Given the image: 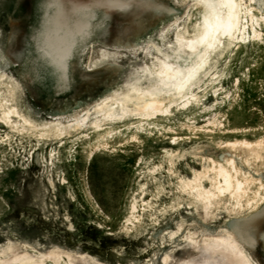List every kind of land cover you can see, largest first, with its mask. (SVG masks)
<instances>
[{"label":"rangeland","instance_id":"1","mask_svg":"<svg viewBox=\"0 0 264 264\" xmlns=\"http://www.w3.org/2000/svg\"><path fill=\"white\" fill-rule=\"evenodd\" d=\"M177 1L179 28L193 34L202 7ZM171 2L97 0L86 16L63 21H69L63 31L86 38L79 42L83 58L69 63L68 96L90 100L121 77L133 80L147 55L136 35L156 32L149 22L167 17L157 5L168 11ZM33 3L0 0V40H7L0 44V74L9 82L19 78ZM116 4L119 10H111ZM239 4L234 40L214 57L212 72L158 112L37 133L10 127L0 98V264H245L225 235L245 247L252 264H264L261 199L246 205L244 198H206L193 190L199 178L212 188L200 172L227 141L264 140V14L252 0ZM73 63L80 66L75 72ZM16 92L43 124L64 100L45 98L27 81ZM250 161L264 169V156ZM228 219L236 220L235 234L223 226Z\"/></svg>","mask_w":264,"mask_h":264},{"label":"bare ground","instance_id":"2","mask_svg":"<svg viewBox=\"0 0 264 264\" xmlns=\"http://www.w3.org/2000/svg\"><path fill=\"white\" fill-rule=\"evenodd\" d=\"M39 1L34 0L33 17L31 22L26 24L28 39L25 56L19 63V78L9 82L0 74V98L5 104L3 114H5L6 123L12 128L36 130L37 133L48 131L61 133L68 129H77L86 123L97 124L104 118L116 119L125 115L141 116L142 113L158 112L170 102L184 96L193 85L201 82L207 73L212 72L214 66L212 60L233 42L240 19L239 0H184L186 8L191 1L202 7L193 34L185 35L179 28L177 17H174L183 10L178 12L169 8L167 17L160 16L149 22L151 27L157 28L156 32L148 31L147 28L150 27H145L144 29H147L145 33L136 35V40L142 41V43L139 41V46H136L138 49L145 48L148 56L144 57L142 63L136 64L133 74L131 73L133 80L121 77L122 81L109 86L97 97L82 101L73 100L68 96V92L71 91L69 63L77 54L79 58H83L86 50L80 49L82 47H79V42L86 38L76 37L63 31L69 21L66 25L60 24L65 20L86 16L87 11L95 5L97 0H92L91 3L87 0L85 2H89L87 9H75L70 16H68L69 12H66L62 18L51 19L43 13L44 17L35 22V15L40 13L37 11ZM179 2L175 0L176 5ZM252 2L263 16L264 0H252ZM117 5L110 9L119 10ZM169 18L171 20H168V27H158L159 22ZM101 20L100 15V22ZM159 36L166 44H170L168 50L163 51V48L159 46L161 45ZM85 65V62L80 63L81 67ZM3 74L6 75L5 72ZM19 79L21 82L27 81L38 87L47 99L57 95L64 97L61 106L49 112L50 121L44 124L39 123L27 107H23L17 98L18 91L16 92V86L20 85ZM224 146L226 150L218 159L207 157L209 164L200 172L201 175L210 179L212 188H204L199 178L193 185L195 195L202 194L206 198L227 195L238 203L244 198L246 205H251L253 200L256 202L257 199H261L259 206H263L264 169L261 166H255L254 162L250 161V156L260 158L264 156V140L227 141ZM238 150L244 154V158L240 161L235 157L240 153ZM197 174L195 172V175ZM252 185L255 189H252ZM251 191L253 195L249 196L248 192ZM235 221L228 219L223 225L234 234L237 226ZM225 239L239 250L245 264H252L247 255L248 252L244 250L245 247L242 249L234 237L231 239L225 235Z\"/></svg>","mask_w":264,"mask_h":264},{"label":"flooded vegetation","instance_id":"3","mask_svg":"<svg viewBox=\"0 0 264 264\" xmlns=\"http://www.w3.org/2000/svg\"><path fill=\"white\" fill-rule=\"evenodd\" d=\"M86 1L87 0H74V1L73 0H40L38 3L39 10H37L40 13H37L35 15L36 19L34 21L36 22L41 17H44L43 13L45 14V16L48 15L49 16L48 18H51V19H58L60 17L62 18V16L66 12H69L68 16H70L72 14V11L75 9L77 10H82L84 8L87 9L88 8L87 4L89 2L91 3L92 0L85 3Z\"/></svg>","mask_w":264,"mask_h":264},{"label":"water","instance_id":"4","mask_svg":"<svg viewBox=\"0 0 264 264\" xmlns=\"http://www.w3.org/2000/svg\"><path fill=\"white\" fill-rule=\"evenodd\" d=\"M171 1V0H170ZM160 4V3H159ZM184 5V4H183ZM158 6V10H159V12H163V14H167L168 13V11H166V7L167 6H165L164 4H160V5H157ZM169 6V8H173L174 10H177L178 12L180 11V10H182V8L180 7V8H178L177 6H176V4L175 3H173V2H171V5H168ZM180 9V10H179ZM172 13V12H171ZM162 14V13H161ZM165 16V15H164ZM170 16H172L171 14H170ZM103 23V22H102ZM24 35H25V41H24V45L26 46V41H27V35H28V31H27V28H26V26L24 27ZM3 35H1V37H2ZM7 36H9V35H7ZM6 42H7V40H5V41H2V40H0V44L1 43H4L5 45H6ZM9 42H10V40H9ZM10 44V43H9ZM6 53H8V51H6V50H4ZM10 53V52H9ZM25 53H26V48H25V51H24V54H23V56L18 60V63H17V65H18V68H17V73H16V76H19V73H18V71H19V68H20V66H19V63H20V61L22 60V58L25 56ZM9 59H10V57H9ZM12 62V61H11ZM10 62V63H11ZM75 67H80L79 66V64H75V63H73L72 65H71V72H75L74 71V68ZM81 69V68H80ZM72 76H74V73H72ZM15 77V76H14ZM107 89V88H106ZM99 95V94H98ZM97 95V96H98ZM96 96V97H97Z\"/></svg>","mask_w":264,"mask_h":264}]
</instances>
